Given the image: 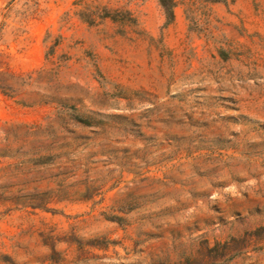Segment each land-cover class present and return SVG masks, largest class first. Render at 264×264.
<instances>
[{"label": "rangeland", "instance_id": "374dc122", "mask_svg": "<svg viewBox=\"0 0 264 264\" xmlns=\"http://www.w3.org/2000/svg\"><path fill=\"white\" fill-rule=\"evenodd\" d=\"M176 2L0 0V264H264V0Z\"/></svg>", "mask_w": 264, "mask_h": 264}, {"label": "trees", "instance_id": "16d2710c", "mask_svg": "<svg viewBox=\"0 0 264 264\" xmlns=\"http://www.w3.org/2000/svg\"><path fill=\"white\" fill-rule=\"evenodd\" d=\"M158 3L164 10L165 16L167 18V22H171L174 18V7L176 6V0H158ZM105 16H108L106 14Z\"/></svg>", "mask_w": 264, "mask_h": 264}]
</instances>
